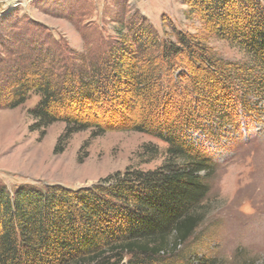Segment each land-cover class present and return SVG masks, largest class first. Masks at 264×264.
I'll list each match as a JSON object with an SVG mask.
<instances>
[{"label":"trees","instance_id":"16d2710c","mask_svg":"<svg viewBox=\"0 0 264 264\" xmlns=\"http://www.w3.org/2000/svg\"><path fill=\"white\" fill-rule=\"evenodd\" d=\"M184 3L252 67L176 28L161 38L138 16L114 43L79 54L66 46V56L45 27L20 28L15 10L0 17V109L38 96L34 130L63 123L66 139L134 131L166 146L142 148L146 162L163 158L158 168L131 167L90 187L0 182V264H227L187 246L212 213L215 145L256 112L250 99L264 98V0Z\"/></svg>","mask_w":264,"mask_h":264},{"label":"rangeland","instance_id":"374dc122","mask_svg":"<svg viewBox=\"0 0 264 264\" xmlns=\"http://www.w3.org/2000/svg\"><path fill=\"white\" fill-rule=\"evenodd\" d=\"M46 1L28 0L13 14L22 29L31 22L45 27L51 37L48 45L60 47L63 56L66 46L79 54L114 43L125 24L138 16L161 38L176 28L203 40L218 58L252 67L239 48L206 28L202 19L189 17L185 0H63L57 8L44 7ZM5 15L7 11L0 17ZM249 101L256 112L236 121L239 133L215 145L217 170L209 181L212 213L187 246L190 253L215 255L227 264H264V98ZM38 102L33 96L19 108L0 109V182L10 189L90 187L131 167L148 171L163 163V158H141L145 145L166 147L146 134L115 129L66 139L63 123L34 130L29 111Z\"/></svg>","mask_w":264,"mask_h":264},{"label":"built area","instance_id":"2783aa9c","mask_svg":"<svg viewBox=\"0 0 264 264\" xmlns=\"http://www.w3.org/2000/svg\"><path fill=\"white\" fill-rule=\"evenodd\" d=\"M28 0H11L8 4L7 11L15 10V8L27 3Z\"/></svg>","mask_w":264,"mask_h":264},{"label":"crops","instance_id":"0c3cea01","mask_svg":"<svg viewBox=\"0 0 264 264\" xmlns=\"http://www.w3.org/2000/svg\"><path fill=\"white\" fill-rule=\"evenodd\" d=\"M11 0H0V15L7 11L8 4Z\"/></svg>","mask_w":264,"mask_h":264}]
</instances>
